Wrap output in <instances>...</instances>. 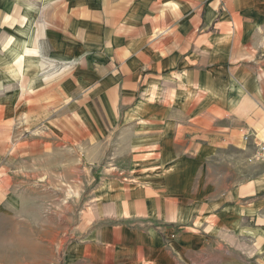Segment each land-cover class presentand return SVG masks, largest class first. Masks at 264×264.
I'll list each match as a JSON object with an SVG mask.
<instances>
[{"label":"crops","instance_id":"0c3cea01","mask_svg":"<svg viewBox=\"0 0 264 264\" xmlns=\"http://www.w3.org/2000/svg\"><path fill=\"white\" fill-rule=\"evenodd\" d=\"M44 55L87 73L58 85L59 72L39 74ZM95 78L96 102L115 88L124 105L139 102L120 118L165 141L166 158L187 151L198 167L230 170L187 174L198 185L177 207L169 191L160 200L142 187L132 203H101L92 221L124 222L84 220L67 264H264V0H0V169L45 110V92L31 87L50 80L61 101Z\"/></svg>","mask_w":264,"mask_h":264},{"label":"rangeland","instance_id":"374dc122","mask_svg":"<svg viewBox=\"0 0 264 264\" xmlns=\"http://www.w3.org/2000/svg\"><path fill=\"white\" fill-rule=\"evenodd\" d=\"M45 56L38 59L39 74L59 72L58 85L68 76L76 79V75L87 73L76 69L79 63L61 69L69 60ZM49 59L55 60L56 70L50 69ZM95 79L68 96L62 92L61 101H56L59 92L53 93L48 86L50 80L36 89L31 87L30 95L45 92V110L31 114L30 123L25 124L28 131L19 136V143L0 169V175L8 177L6 182L0 178V191L6 192L0 199V264H67V249L80 238L84 220L88 229L124 222L120 218L92 221L101 203L110 200L120 206L125 197L132 203L142 187L160 200L161 192L169 191L173 207H177L183 198L191 200L187 192L198 185L185 181L187 174L197 175L201 170L213 177L214 171L229 172V167L220 165L198 167L187 151L174 150V155L166 158L169 151L162 150L167 147L165 141L151 143L149 132L134 127L135 120L120 118L124 111L139 110V102L136 107L124 105L118 100L117 88L110 102H96L101 88ZM143 91L139 86L137 99L145 96ZM141 106L148 110V101L144 99ZM177 140L178 146L181 140ZM159 159L173 164L157 165Z\"/></svg>","mask_w":264,"mask_h":264},{"label":"built area","instance_id":"2783aa9c","mask_svg":"<svg viewBox=\"0 0 264 264\" xmlns=\"http://www.w3.org/2000/svg\"><path fill=\"white\" fill-rule=\"evenodd\" d=\"M256 155L258 156V158H259L260 160L264 161V143H262V144H257Z\"/></svg>","mask_w":264,"mask_h":264}]
</instances>
